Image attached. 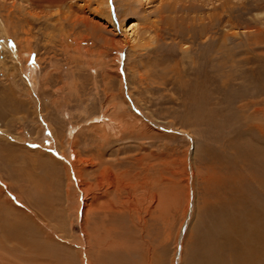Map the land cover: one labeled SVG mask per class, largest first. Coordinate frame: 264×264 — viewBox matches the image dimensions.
Instances as JSON below:
<instances>
[{
    "label": "rangeland",
    "instance_id": "374dc122",
    "mask_svg": "<svg viewBox=\"0 0 264 264\" xmlns=\"http://www.w3.org/2000/svg\"><path fill=\"white\" fill-rule=\"evenodd\" d=\"M99 1L0 3V264H237L264 217V0Z\"/></svg>",
    "mask_w": 264,
    "mask_h": 264
},
{
    "label": "bare ground",
    "instance_id": "6f19581e",
    "mask_svg": "<svg viewBox=\"0 0 264 264\" xmlns=\"http://www.w3.org/2000/svg\"><path fill=\"white\" fill-rule=\"evenodd\" d=\"M13 2H11V3H13V5H16V1H21V2H26V3H29L31 6L33 5H35V6H37L36 5V2H37V0H12ZM108 1L109 0H104V4L105 5H107L108 4ZM119 1V3L121 4V7H124V9H125V11L124 12H128L129 11V9H131V5H130V3H131V0H118ZM44 2V1H43ZM50 2H51V5H53V6H56V7H65L66 5H67V3H66V0H50ZM0 3H3V4H5V3H7V0H0ZM45 3H46V0H45ZM100 5H103V7H104V4H101V2L99 1L98 2ZM50 4V3H49ZM43 5V7H45L46 6V4H42ZM45 5V6H44ZM98 5V4H97ZM99 5V6H100ZM50 6V5H49ZM101 7V6H100ZM50 8V7H49ZM54 8V7H53ZM54 9H56V8H54ZM102 9V8H101ZM50 10H51V8H50ZM105 10H107V8L105 9ZM64 10H61L60 11V13H62ZM68 11H70L69 9H68ZM103 11V10H102ZM65 12H67L66 10H65ZM32 13H34V12H32ZM122 14V13H121ZM70 15H72V13L70 12ZM35 17V16H34ZM7 18V17H6ZM11 21V20H10ZM5 23V20H3L1 17H0V27H3V28H5V29H3L4 31H6V30H8L7 28H6V26L8 25V23H7V25H5L4 24ZM203 26L205 27V23L203 24ZM207 26V25H206ZM206 28V27H205ZM15 34V32L13 33V35ZM10 35H6V37H9ZM220 46V45H219ZM6 48V47H5ZM30 50V49H29ZM29 50H25L24 51V53H26L27 54V60L26 61H28L29 59H28V57H29V55H30V52L31 51H29ZM220 50V49H219ZM187 51V50H186ZM224 51V50H223ZM12 52V51H11ZM18 53V52H17ZM22 53V52H21ZM20 53V54H21ZM225 51L224 52H222V51H220V53H219V56L221 57V58H223V60H225ZM12 57H14L15 59L14 60H16L18 63H21V58H20V56L18 55V54H16V56H12ZM218 58V57H217ZM220 58V59H221ZM194 61V60H193ZM222 64L223 65H225V63H224V61L222 62ZM21 65V64H20ZM223 67H225V66H223ZM9 74V73H8ZM75 157H76V155H74ZM77 159V158H76ZM76 161V160H75ZM75 164V163H74ZM73 167V166H72ZM74 168V167H73ZM114 183V182H113ZM81 187V186H80ZM82 188V187H81ZM86 206H87V203H85V205H84V211H85V208H86ZM114 206V205H113ZM31 216V215H30ZM6 221H8V220H6ZM20 223H21V221H19V222H17L16 224H14L15 225V228H11V227H9V228H7L6 227V229L9 231H12V232H14V233H17V231H18V237L20 238V237H22V230H20V229H18L19 228V225H20ZM42 225V224H41ZM11 226V225H10ZM252 230L248 233V231H245L244 229H243V232L241 233V239L243 240V241H245V243L244 244H239V246H238V244L237 245H234V243L232 242V244L234 245L233 247H239V250H237L236 251V253H234V251L230 254V258H234V257H238V258H240L241 260L239 261V262H237V264H264V217H263V219L261 218L260 219V223L259 224H257V225H255L254 226V228H251ZM47 231V230H46ZM83 231H84V234H85V230L83 229ZM233 232H235V231H233ZM233 235H234V233H233ZM253 239V240H252ZM251 241H254V243H252ZM233 247L231 248V249H233ZM87 253V252H86ZM234 253V254H233ZM221 258V257H220ZM235 260H231V262H234ZM236 262V261H235ZM227 264H230V263H227ZM236 264V263H235Z\"/></svg>",
    "mask_w": 264,
    "mask_h": 264
}]
</instances>
